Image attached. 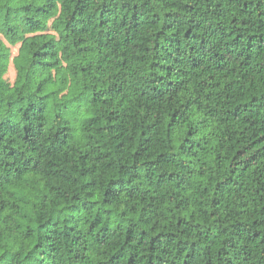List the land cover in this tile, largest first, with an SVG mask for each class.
<instances>
[{
	"label": "trees",
	"instance_id": "obj_1",
	"mask_svg": "<svg viewBox=\"0 0 264 264\" xmlns=\"http://www.w3.org/2000/svg\"><path fill=\"white\" fill-rule=\"evenodd\" d=\"M0 10V264H264V0Z\"/></svg>",
	"mask_w": 264,
	"mask_h": 264
},
{
	"label": "rangeland",
	"instance_id": "obj_2",
	"mask_svg": "<svg viewBox=\"0 0 264 264\" xmlns=\"http://www.w3.org/2000/svg\"><path fill=\"white\" fill-rule=\"evenodd\" d=\"M2 11L0 10V17L2 16ZM11 20L15 21L16 16L14 14H11L10 17ZM19 45L11 46L12 55H15L17 53ZM9 82H13L15 77V70L12 65L9 66L7 73L4 76Z\"/></svg>",
	"mask_w": 264,
	"mask_h": 264
}]
</instances>
